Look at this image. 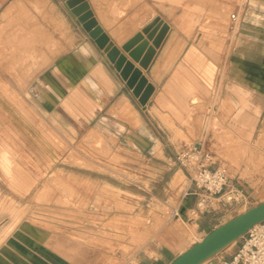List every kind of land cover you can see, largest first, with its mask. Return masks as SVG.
<instances>
[{
  "label": "rangeland",
  "instance_id": "obj_1",
  "mask_svg": "<svg viewBox=\"0 0 264 264\" xmlns=\"http://www.w3.org/2000/svg\"><path fill=\"white\" fill-rule=\"evenodd\" d=\"M72 1L0 0V264H125L149 237L147 210L133 211L122 198L138 192L133 172L101 165L127 161L120 156L122 148L113 151L108 146L117 140L101 132L107 127L100 123L101 112L93 122L71 123L60 114L44 115L34 105L47 87L48 72L72 48L88 43L95 53L100 50L80 20L86 11L115 44L125 43L156 18L169 24L149 75L162 92L158 97L162 110L174 112L176 124L152 110L144 115L173 150L174 145L203 144L248 196L245 204L223 209L218 223L264 201V96L252 92V101L244 106L236 105L232 97L240 101L245 93L240 89L245 80L236 68L246 66L251 25L262 16L259 4L255 0ZM82 4L87 8L75 13ZM251 61L263 63L261 58ZM175 71L181 99L164 91ZM193 93L201 98L197 104L189 102ZM124 106L127 109L131 103ZM180 169L176 163L170 174H164L173 179V194H184L189 187V178ZM106 195L111 208L109 217L102 218L106 214L94 211L108 208L91 202ZM174 201L168 207L155 206L159 211L154 213L155 222H175L190 241L199 239L192 222L198 213L184 200ZM177 206L179 216L170 218L166 211ZM119 210L130 216L120 218ZM239 242L204 264L228 258Z\"/></svg>",
  "mask_w": 264,
  "mask_h": 264
},
{
  "label": "crops",
  "instance_id": "obj_2",
  "mask_svg": "<svg viewBox=\"0 0 264 264\" xmlns=\"http://www.w3.org/2000/svg\"><path fill=\"white\" fill-rule=\"evenodd\" d=\"M255 1L259 4L258 11L262 13V16L255 18L254 23L252 22L251 25V36H249L251 38V48L249 53H244L246 66H242L240 69L236 68L240 78L245 80V84L240 85V89L243 88L245 93L241 94L240 101H237L235 99L237 97L232 95L236 105L240 102L242 106L245 105L243 103L249 104L252 101V92L254 94L258 92L264 96V0ZM117 44L121 48L124 43L120 42ZM148 45H151L150 41ZM91 47L90 44L86 43L84 46L81 45L80 48H72L64 56L63 62L57 64L52 71L48 72L50 74L47 75L50 76L46 80L47 87L45 86L39 92L38 98L34 100V105L38 106L39 111L44 115L60 114V119L65 118L71 123L78 121L93 122L99 116L98 113L101 112L100 123L107 126L102 127L101 132L105 134V138L117 140V143L111 142L110 144L108 142V146L113 151L116 149L118 151V149L122 148L119 151L123 155L120 156L126 158L127 161H103L100 163L103 168L110 167L124 172L128 171L130 174L133 172L131 174L134 176L133 185L138 192L123 194L125 196L121 197L125 202L132 204L133 211L142 210L143 207L147 210L145 216L148 218L150 225L146 229V234L149 237L131 254L134 263L170 264L194 242L202 239L211 230L225 222L218 223L225 215V212L220 209L198 213V218H194L192 222L196 225L194 237L199 236L200 238L193 241H190V235L184 233L181 226H177L175 222L169 221L161 225H159V222H155L154 213L159 212L155 208L157 204H163L167 207L170 203H173V199L175 200L174 202L184 200L185 205L188 206L194 203V197L187 193L188 188L184 194L181 191L173 194V179L167 180L164 178V174H170L175 168L176 162L174 159L176 153L186 145L184 144L179 148L174 145L176 150L171 149L168 144H164L163 136L154 122L144 115L145 112L152 110L156 114H166L168 118L172 119V122L168 121L167 123L176 124L173 120L175 113L162 110V105L158 99L162 92H160L159 85L155 79L149 75L154 69L153 64L157 58L158 50L146 70L142 69L139 63L126 53L129 60L143 71L148 82L154 86L151 96L146 105L143 106L138 98L133 95L132 90L126 85V82L121 78L119 72L115 70L112 63L106 59L105 55L100 50L95 53L94 50H91ZM145 50L141 53V56L145 54ZM195 50L196 48L191 50V54L195 53ZM189 53L190 51L187 55ZM253 58H261L263 63H254V61H251ZM178 77L179 72H173L165 83L164 91L166 94L175 92L177 98L181 99V94L176 90ZM236 87H238L237 84ZM196 98L201 99L197 94L193 93L190 95L189 102L191 104L199 103L200 101H193ZM127 101L131 103V106L126 109L124 104ZM61 111L64 112V115L61 114ZM137 117L140 120H137ZM156 122L160 125L163 124L158 117ZM93 128L97 131L99 130L97 127H92L91 129ZM162 129L167 134L170 132L167 127ZM113 151L111 152L114 154ZM180 170L184 172L182 169ZM177 173L178 171L175 174ZM109 185L113 188H118L108 183ZM159 188L162 191L158 190ZM122 192L125 191L123 190ZM110 202L111 200L106 195L100 199L99 197L95 198L91 203L100 204V209L108 208L105 211L104 209L102 211H94L99 215L106 214L101 217L108 218L110 213L108 210L111 208ZM118 212L120 218L130 216V213L125 210H119ZM183 212L185 213L184 210ZM125 231L120 232L126 234Z\"/></svg>",
  "mask_w": 264,
  "mask_h": 264
},
{
  "label": "water",
  "instance_id": "obj_3",
  "mask_svg": "<svg viewBox=\"0 0 264 264\" xmlns=\"http://www.w3.org/2000/svg\"><path fill=\"white\" fill-rule=\"evenodd\" d=\"M75 1L78 0H73L71 3ZM86 8L87 5L82 4L74 11L78 13L79 10ZM80 20L90 38L94 40L97 47L112 63L115 70L119 72L126 85L132 90L133 95L138 98L143 106L146 105L154 86L148 82L143 71L129 60L126 53L130 58L139 62L142 69L146 70L157 49L167 36L170 30L169 24L156 18L150 25L144 27L142 32L136 33L120 48L98 24L90 11L83 13ZM149 41L151 42L150 46L148 45ZM144 50L145 54L141 56ZM263 220L264 201L211 230L201 240L194 242L178 255L170 264H204L239 239L252 226Z\"/></svg>",
  "mask_w": 264,
  "mask_h": 264
},
{
  "label": "built area",
  "instance_id": "obj_4",
  "mask_svg": "<svg viewBox=\"0 0 264 264\" xmlns=\"http://www.w3.org/2000/svg\"><path fill=\"white\" fill-rule=\"evenodd\" d=\"M175 162L189 178V194L194 197L192 212L229 210L245 204L248 196L232 181L228 169L218 164L212 152L197 142L184 146L175 155ZM168 207V206H167ZM166 214L179 216V207H171ZM239 245L228 258L221 257L218 264H264V220L248 229ZM125 264H135L129 259Z\"/></svg>",
  "mask_w": 264,
  "mask_h": 264
},
{
  "label": "bare ground",
  "instance_id": "obj_5",
  "mask_svg": "<svg viewBox=\"0 0 264 264\" xmlns=\"http://www.w3.org/2000/svg\"><path fill=\"white\" fill-rule=\"evenodd\" d=\"M132 62V61H131ZM139 63V62H138ZM194 102H199V101H201V99L199 100L198 98H196V99H194L193 100ZM201 240V239H200ZM199 241V240H198ZM197 242V241H196Z\"/></svg>",
  "mask_w": 264,
  "mask_h": 264
}]
</instances>
